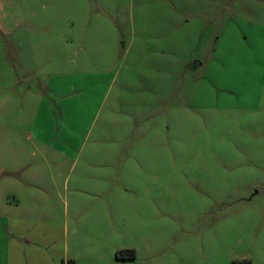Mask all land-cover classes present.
Wrapping results in <instances>:
<instances>
[{
    "label": "rangeland",
    "instance_id": "374dc122",
    "mask_svg": "<svg viewBox=\"0 0 264 264\" xmlns=\"http://www.w3.org/2000/svg\"><path fill=\"white\" fill-rule=\"evenodd\" d=\"M0 264H264V0H0Z\"/></svg>",
    "mask_w": 264,
    "mask_h": 264
},
{
    "label": "trees",
    "instance_id": "16d2710c",
    "mask_svg": "<svg viewBox=\"0 0 264 264\" xmlns=\"http://www.w3.org/2000/svg\"><path fill=\"white\" fill-rule=\"evenodd\" d=\"M116 255H117V258H120V259H129V258L134 257L133 252H127V251L118 252Z\"/></svg>",
    "mask_w": 264,
    "mask_h": 264
}]
</instances>
